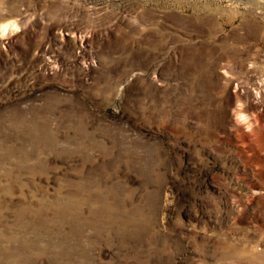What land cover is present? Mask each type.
<instances>
[{
	"label": "rangeland",
	"instance_id": "rangeland-1",
	"mask_svg": "<svg viewBox=\"0 0 264 264\" xmlns=\"http://www.w3.org/2000/svg\"><path fill=\"white\" fill-rule=\"evenodd\" d=\"M0 264H264V0H0Z\"/></svg>",
	"mask_w": 264,
	"mask_h": 264
}]
</instances>
